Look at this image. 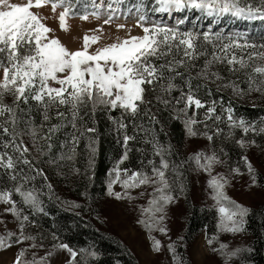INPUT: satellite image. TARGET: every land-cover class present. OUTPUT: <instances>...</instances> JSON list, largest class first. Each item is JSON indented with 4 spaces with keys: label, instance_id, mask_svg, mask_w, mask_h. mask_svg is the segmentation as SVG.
Returning a JSON list of instances; mask_svg holds the SVG:
<instances>
[{
    "label": "snow or ice",
    "instance_id": "1",
    "mask_svg": "<svg viewBox=\"0 0 264 264\" xmlns=\"http://www.w3.org/2000/svg\"><path fill=\"white\" fill-rule=\"evenodd\" d=\"M123 3L0 0V217L10 216L16 225L9 229L0 218V253L16 248L11 264H104L94 244L73 248L54 230L46 245L40 219L51 215L45 205L53 201L54 176L78 186L76 199L55 196L59 207L81 220L107 222L92 191L103 122L121 152L101 191L107 203L139 211L136 223L149 234L152 251H167L171 264H184L177 252L184 237L172 241L167 221L172 208L189 200L193 177L204 174L210 177L208 208L219 213L217 234L207 246L222 264H254V242L233 247L219 233L247 235L256 214L228 195L229 186L242 182L264 194V158L258 168L250 156L255 150L264 156V117L250 121L236 113V105L245 102L264 110V30L228 32L214 25H264V0H137L126 12ZM44 9L65 32L76 17L103 18V25L90 30L101 34L104 25L131 17L142 34L132 35L127 23H118L124 38L101 44L100 35L85 34L82 45L71 48L49 26ZM152 13L185 15L166 23ZM177 123L187 139L206 144L183 155L185 146L171 139ZM145 196L147 207L137 203ZM260 217L264 229V211ZM156 232L170 242L165 245ZM254 235L264 248V230Z\"/></svg>",
    "mask_w": 264,
    "mask_h": 264
},
{
    "label": "rangeland",
    "instance_id": "2",
    "mask_svg": "<svg viewBox=\"0 0 264 264\" xmlns=\"http://www.w3.org/2000/svg\"><path fill=\"white\" fill-rule=\"evenodd\" d=\"M17 2H23V0H17ZM100 0H97L99 3ZM109 3V0H104L105 6ZM137 3V0H124V3L120 5V7L127 11L133 4ZM134 11V9H133ZM42 15L48 16L49 19L47 23L49 26L55 28L56 35L59 36L63 43L68 45L71 48H78L83 43V36L85 34H98L101 36L99 43L106 44L110 42H114L117 36L124 38L126 36L125 30H118V23H127L128 27L132 29V35L142 34L141 29L133 27L134 20L129 17L126 21L123 17L118 20H114L110 25L103 26V33H92L90 30L98 28L100 25H103V18L100 20H96L94 18H90L89 21H83L79 17L70 19V29L65 32L58 28V20L53 19L51 13L48 9H44L41 11ZM165 15V17H163ZM185 15L182 13L180 16ZM194 14L193 18L195 17ZM154 19H163L166 23H173L177 16L173 15L170 18L166 14H156L152 13ZM167 17H169L167 19ZM256 24H249L245 21H233V22H222L219 25H214V30H226L228 32H252L254 34L259 33L261 30H264V25H261L259 21H256ZM210 24V21L205 20L201 22V28L206 29ZM111 37L108 39L107 37ZM95 47V45L93 46ZM241 87H247L245 84H241ZM226 95H228L226 93ZM257 94L253 93L252 98L254 99ZM241 105H247L253 107L250 103H243ZM260 108V107H257ZM236 135H241V132H237ZM258 139V138H257ZM259 140V139H258ZM206 144V141L203 139H187L185 140V148L186 151L184 154L190 155L193 150L198 147H202ZM250 156L253 160V163L256 167H260L262 158V154L259 150H255L250 153ZM244 171L243 162H240L239 165ZM218 171L221 169H217ZM215 174V173H213ZM194 179V184L192 186L191 192L189 196L192 202L195 205L199 206H209L212 204V201L208 199V189H207V180L210 177L201 174L199 178ZM117 190H119V186H117ZM151 191V189H149ZM228 195L236 200L237 202L243 203L245 205H250L252 208L259 207L264 204V194H262L259 190L250 191L246 185H243L242 182L235 183V186H229L227 188ZM135 194V193H134ZM150 197L145 196L140 199L137 203L147 207V201ZM227 206V205H226ZM3 205H0V210L3 209ZM215 209V208H213ZM103 213L104 218L106 219V228L112 231L114 234L118 235L133 251V253L137 256L141 264H171V254L167 251H163L162 253H155L151 249V238L149 234H147L146 230L136 223V217L139 215V211H133L131 209L124 208L123 206L117 207L111 203H107L104 201L103 205ZM219 214V213H218ZM8 222L9 229L15 230V222L13 218L10 216L0 217ZM186 218V209L185 202L182 201L178 208H172L169 213V219L167 221V226L171 229L169 235L171 236L172 241H176L178 237L182 236L184 225ZM219 219V217H218ZM3 231V227L0 226V232ZM158 239H160L165 245H167L170 241L168 237L161 235L159 232L153 233ZM210 238L207 236L205 231L199 233V235L195 238L193 243L188 246L187 254L192 261L198 262V264H222V257L215 255L211 252L210 248L207 246V239ZM219 238L221 241L230 244L235 247L238 245L248 244L249 236L248 235H233L229 233H219ZM17 251L16 248H13L11 251L6 253H0V262H6V264H11L13 260V254ZM40 255H43V252H40ZM63 256H67V253H63Z\"/></svg>",
    "mask_w": 264,
    "mask_h": 264
},
{
    "label": "trees",
    "instance_id": "3",
    "mask_svg": "<svg viewBox=\"0 0 264 264\" xmlns=\"http://www.w3.org/2000/svg\"><path fill=\"white\" fill-rule=\"evenodd\" d=\"M256 23L257 22L254 24ZM218 95L219 94H217V98ZM225 100H227L226 94ZM236 113L250 121L264 117V110L261 108L241 104L236 105ZM101 128L103 135L101 137L100 151L95 166L96 180L92 191L97 199L102 201L98 210L102 212L104 217L103 205L106 199L101 190L105 187L107 172L112 168L115 160L118 159L121 149L115 141L114 134L110 132V129L106 127L103 122ZM237 132L240 131L237 130ZM236 136L239 137V135ZM171 139L174 145L185 146L186 137L180 124H175L174 130L171 133ZM184 152L183 155H185ZM137 155L138 154L133 155V160L132 163L128 165L129 167L135 165ZM232 156L233 164H235V161L239 159V151H234ZM51 181L54 188L53 201H46L45 205L51 215L49 217L40 218L46 236L44 241L46 245L51 244L52 237L50 233L54 230L63 242L68 243L73 248L88 247L94 244L103 253L104 264H116L117 261H119L120 264H141L129 246L118 235L108 230L105 223L101 224L92 216H84L83 220H81L73 214V211L64 210L58 206V203L55 201L56 195H59L62 199L77 198L76 190L78 186L75 182L69 185V183L61 181L54 176L51 177ZM35 183L38 188L42 187L39 177H37ZM185 209L186 218L182 233L184 237V246H178L177 252L183 258L184 264H191V260L187 254L188 246L193 243L195 238L202 231H205L208 237L217 234L216 224L219 214L216 209L212 208V210H209L207 206L195 205L190 196L189 200L185 202ZM253 209L256 214L249 220L247 235L250 239L249 243L254 242L258 249L252 257L254 264H264V248L260 247V243L255 240L254 235L264 230L261 228L260 223V212L264 211V209H262L261 206ZM53 217L55 219V229H53Z\"/></svg>",
    "mask_w": 264,
    "mask_h": 264
},
{
    "label": "bare ground",
    "instance_id": "4",
    "mask_svg": "<svg viewBox=\"0 0 264 264\" xmlns=\"http://www.w3.org/2000/svg\"><path fill=\"white\" fill-rule=\"evenodd\" d=\"M182 13H173V18H174V16H180ZM167 15V14H166Z\"/></svg>",
    "mask_w": 264,
    "mask_h": 264
}]
</instances>
